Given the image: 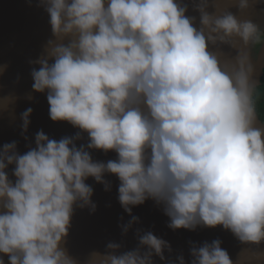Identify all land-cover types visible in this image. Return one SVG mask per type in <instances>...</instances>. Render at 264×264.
I'll return each mask as SVG.
<instances>
[{"label":"clouds","instance_id":"9594fccd","mask_svg":"<svg viewBox=\"0 0 264 264\" xmlns=\"http://www.w3.org/2000/svg\"><path fill=\"white\" fill-rule=\"evenodd\" d=\"M191 4L198 21L178 0H40L55 39L32 62L40 65L32 88L47 92L53 121L71 123L89 142L77 147L79 133L57 141L40 131L24 154L16 142L0 149V254L9 264H80L62 244L75 206L96 210L86 180L110 190L106 173L119 178L129 215L152 199L173 230L222 226L254 246L244 251L249 264H264V84L257 80L264 28L230 10L245 13L252 0ZM11 103L0 98V108ZM32 111L21 114L25 132ZM89 149L118 159L94 161ZM138 222L132 216L124 233ZM137 236L134 250L110 242L88 264H155L154 256L166 260L165 249L172 251L151 231ZM191 255V264H237L219 239Z\"/></svg>","mask_w":264,"mask_h":264},{"label":"water","instance_id":"95a60500","mask_svg":"<svg viewBox=\"0 0 264 264\" xmlns=\"http://www.w3.org/2000/svg\"><path fill=\"white\" fill-rule=\"evenodd\" d=\"M178 2L187 3L189 5L187 14L196 16L197 21L199 20V13L192 10L191 0H178ZM221 7H228V4L222 3ZM230 10L241 19H251L264 28V0H252V6L245 13H240L234 6ZM54 39L50 16L40 5V0H0V67L7 66L3 74H0V98L14 97V103L5 104L0 108V149L6 143L16 142L17 151L24 154L31 147L36 146L35 137L40 131L57 141L64 137H75L79 133L82 139L76 141L77 147L86 146L89 142L88 134L71 123L53 121L49 116L47 92H35L32 88L34 82L32 69L40 67L39 64L32 62L44 54L48 41ZM64 42L67 43V39ZM263 74L264 48L257 63L259 83ZM28 108L33 111L30 117L31 123L25 132L21 114ZM89 151L94 161L106 163L118 159L115 151L105 152L99 149H89ZM14 167L15 165H9L6 170L13 183L16 180L13 175ZM104 179L109 182L110 190H106L103 183H98L92 177L86 180L94 190L92 200L96 210L92 212L87 207L75 206L69 235L62 244L68 254L77 258L80 264H88L90 253L106 251L110 242L120 244V252L134 250L139 246L137 230L151 231L158 238L171 244L172 251L165 249L164 252L167 259L161 260L158 256H154L155 264H179L180 256L184 257L186 264H191L192 247L216 239L222 241V247L229 252L234 261H237V264H249L248 254L244 251L254 246L242 244L222 226L209 228L201 225L195 230L183 228L173 230L169 227L170 218L164 213L163 206L152 199L146 200L141 205L131 206L132 214L129 215L118 199L119 178L106 173ZM132 216L138 217L139 222L133 224L125 234L122 225H127ZM260 249L264 250V245H261ZM0 257L5 264H9L7 255L0 254Z\"/></svg>","mask_w":264,"mask_h":264},{"label":"trees","instance_id":"16d2710c","mask_svg":"<svg viewBox=\"0 0 264 264\" xmlns=\"http://www.w3.org/2000/svg\"><path fill=\"white\" fill-rule=\"evenodd\" d=\"M261 84H264V74L261 79ZM258 98H259L258 108L260 109L261 117L264 118V88L258 90Z\"/></svg>","mask_w":264,"mask_h":264}]
</instances>
